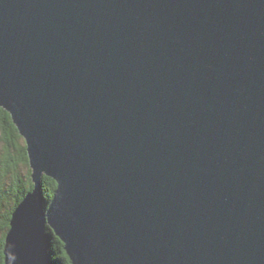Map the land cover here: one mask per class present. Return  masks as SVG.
Masks as SVG:
<instances>
[{"label":"water","instance_id":"1","mask_svg":"<svg viewBox=\"0 0 264 264\" xmlns=\"http://www.w3.org/2000/svg\"><path fill=\"white\" fill-rule=\"evenodd\" d=\"M0 108L4 264H264V0H0Z\"/></svg>","mask_w":264,"mask_h":264},{"label":"trees","instance_id":"2","mask_svg":"<svg viewBox=\"0 0 264 264\" xmlns=\"http://www.w3.org/2000/svg\"><path fill=\"white\" fill-rule=\"evenodd\" d=\"M0 264H4L3 248L13 211L23 198L33 190L26 146L12 123L10 115L0 108ZM25 168L20 174L19 168ZM56 183L46 176L41 178V195L45 206L50 203ZM50 264H72L64 245L47 227Z\"/></svg>","mask_w":264,"mask_h":264},{"label":"rangeland","instance_id":"3","mask_svg":"<svg viewBox=\"0 0 264 264\" xmlns=\"http://www.w3.org/2000/svg\"><path fill=\"white\" fill-rule=\"evenodd\" d=\"M0 150H1V143H0ZM25 171H26L25 168H23V167H20V168H19V173H20V174H24Z\"/></svg>","mask_w":264,"mask_h":264},{"label":"bare ground","instance_id":"4","mask_svg":"<svg viewBox=\"0 0 264 264\" xmlns=\"http://www.w3.org/2000/svg\"><path fill=\"white\" fill-rule=\"evenodd\" d=\"M24 141V140H23Z\"/></svg>","mask_w":264,"mask_h":264}]
</instances>
